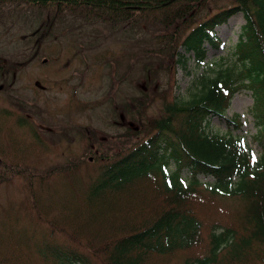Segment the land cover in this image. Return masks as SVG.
Masks as SVG:
<instances>
[{"label": "rangeland", "instance_id": "374dc122", "mask_svg": "<svg viewBox=\"0 0 264 264\" xmlns=\"http://www.w3.org/2000/svg\"><path fill=\"white\" fill-rule=\"evenodd\" d=\"M207 15L203 13L201 18ZM244 22V14L240 12L219 25L216 32L222 46L216 48L206 43L207 57L202 63L193 54H185L187 59L182 63L176 62L177 56L164 54L167 65L172 62L167 70L159 68V60L153 57L159 69L158 81L152 84L154 96L141 107L139 116L146 129L154 126V119L165 115L167 103L173 104L176 99L190 100L202 90L205 81L214 78L227 64L237 65L234 51ZM196 24L194 22L193 26ZM190 27V23L185 24L174 46L180 52L184 51L180 45ZM85 33L76 30L50 47L44 46L42 51L47 58L37 55L8 74L7 81L0 77V264H62L32 249L41 243L51 244L52 236L47 234L51 230L58 241L66 240L68 247L86 253L94 264H103L101 253L94 252L97 247L103 248L108 241L125 235L131 228L146 227L163 209L161 202L168 191L160 193L152 177L138 179L133 189L107 192L105 198L94 201L91 209L88 187L96 167L111 162L122 150L132 148L142 139L138 131L128 132L138 123L130 120L122 108L116 113L112 99L119 103L135 95L144 97L139 88H147V84L140 79L144 74V61L132 65L131 72L129 66L134 60L125 53L126 44L119 38H108L109 29L100 28L93 39L82 38ZM97 35L99 37L95 38ZM138 37L145 36L138 34ZM33 42L34 39L13 40L0 33V55L22 60V53ZM79 43L85 46L94 43L93 49L100 51L102 57L94 58V51L81 49ZM141 44L133 49L141 52L144 47ZM152 44L153 50H158L156 41ZM27 52L28 56L32 53ZM114 70L118 75L113 79ZM129 71L131 75L122 83L118 82L120 74ZM113 84L118 88L110 91ZM24 99L21 108L19 102ZM253 102L251 90L243 87L233 96L225 118L211 116L208 119L206 131L212 135H226L231 130L234 135L241 134L245 145L252 147L253 156L259 157L264 145L254 139L258 126L252 113ZM237 114L243 122L238 128L228 122ZM24 117L27 121L20 126L18 122ZM34 128H46L39 132L40 149L31 142ZM87 128L88 135L80 130ZM93 133L102 140L100 152L99 145L89 137ZM71 166L74 167L69 168L70 171L65 168ZM168 166L169 172L176 170V164ZM60 167L66 171H61ZM158 174L159 180L166 184L168 177L163 168ZM181 175L189 176V170H183ZM190 196L194 198L192 206L202 219L200 244L164 257L155 256V264H183L185 259L208 255L213 228L221 231L224 227L243 226L241 214L245 204L242 198L214 194L204 185H198Z\"/></svg>", "mask_w": 264, "mask_h": 264}, {"label": "trees", "instance_id": "16d2710c", "mask_svg": "<svg viewBox=\"0 0 264 264\" xmlns=\"http://www.w3.org/2000/svg\"><path fill=\"white\" fill-rule=\"evenodd\" d=\"M240 12L244 14L245 24L234 51L237 65L227 64L214 78L205 81L202 90L190 100L167 103L165 115L154 119V126L146 129L139 116L141 107L154 96L152 84L158 81L159 69L153 57L159 60V68L167 70L172 62L167 65L164 54L177 56V63L185 62V54H193L202 63L207 57L206 43L221 47L222 39L216 27ZM203 13L208 15L201 18ZM187 23L193 27L181 41L180 48L185 52H180L174 46ZM100 28L110 30L108 38H119L126 44L125 53L134 60L130 70L137 61H144L140 79L146 82L147 88H139L144 97L135 95L137 99L127 98L120 105L112 99L116 113L122 108L130 120L138 123L128 132L138 131L142 139L132 148L122 150L111 162L96 167L88 187L91 209L94 201L105 198L107 192L133 189L134 182L142 177H152L160 193L168 192L161 202L163 209L150 224L131 228L94 252L101 253L103 264H155V256L164 257L200 244L202 219L192 206L194 198L190 193H195L198 185H204L214 194L243 199V226L224 227L221 231L213 228L210 253L185 259L183 264H264V150L259 159L252 160L245 151L241 134L234 135L231 130L226 135H212L206 131L208 119L225 117L232 97L245 87L254 97L252 113L258 126L254 139L264 143V0H0V33L13 40L34 39L22 53V60L0 55V77L7 81L8 74L37 55L47 58L42 51L44 46L50 47L76 30L86 32L82 38L93 39ZM138 34L145 37L137 38ZM154 41L158 50L152 48ZM138 44L144 46L141 52L133 49ZM79 46L94 51V58L102 57L100 51L93 49L94 43L91 46L79 43ZM28 50L32 52L30 56ZM114 71L113 79L118 75ZM131 72L120 74L118 82L128 78ZM113 88L118 86L113 84L110 91ZM25 101L19 102L21 108ZM26 121L24 117L18 123L22 126ZM228 122L236 128L242 124L238 114ZM43 129H32L34 140L31 142L38 149L42 147L39 132ZM80 130L88 135V128L86 132ZM89 137L99 145L100 152L102 140L96 133ZM169 163L176 164V170L168 173ZM162 168L168 177L166 184L159 180L158 171ZM186 169L189 176L181 175ZM200 177L213 180L202 181ZM47 234L52 236L51 244L41 243L32 248L39 255L51 256L62 264H94L86 253L68 247L66 240L58 241L52 230Z\"/></svg>", "mask_w": 264, "mask_h": 264}]
</instances>
